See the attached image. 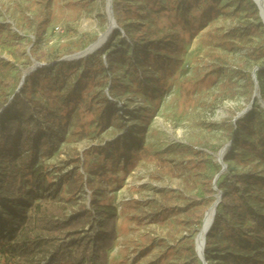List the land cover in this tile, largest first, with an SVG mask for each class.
Segmentation results:
<instances>
[{
  "label": "rangeland",
  "instance_id": "rangeland-1",
  "mask_svg": "<svg viewBox=\"0 0 264 264\" xmlns=\"http://www.w3.org/2000/svg\"><path fill=\"white\" fill-rule=\"evenodd\" d=\"M141 2L157 11L149 20L162 27L160 55L172 58L163 65L167 70L146 65V48L137 52L146 53L143 59L135 60L130 45L122 47L123 57L114 60L112 72L103 60L107 70L102 74L117 77L113 94L107 92L109 83H99L95 96L102 112L85 113L91 126L71 117L67 140L43 161L49 164L53 187L59 189L69 182L73 170L85 178L84 157L86 171H99L101 181L95 180L96 173L90 176L93 191L84 183L66 204L70 209L89 208L92 198L99 202L107 196L104 202L118 213V237L109 251L111 264H190L188 252L181 248L197 232L191 221L192 196L209 176L200 161L201 152L216 160L225 145L229 150L233 120L250 104L245 78L239 72L251 75L255 67L264 66L259 51L264 32L260 19L245 15L238 0ZM107 24L105 3L102 7L100 0H0V76L3 68L23 74L39 65L29 74L65 60L91 43L86 39L96 40ZM82 35L85 38L80 39ZM123 36L120 31L110 42L111 49L122 46ZM78 67L80 71L82 66ZM20 85L12 81L0 87V96L11 95ZM255 98L264 107L259 93ZM187 148L199 155H183L181 150L185 153ZM224 162L241 179L250 174L262 178L259 181L264 184L263 160L239 165L227 155ZM235 186L237 192L249 195L248 210L264 213V199L257 204L253 183L248 193L238 183ZM222 221L218 222L221 226ZM217 241L218 231L210 246ZM49 253L47 245L37 256L42 260ZM211 254V260L221 262L217 251Z\"/></svg>",
  "mask_w": 264,
  "mask_h": 264
},
{
  "label": "trees",
  "instance_id": "trees-1",
  "mask_svg": "<svg viewBox=\"0 0 264 264\" xmlns=\"http://www.w3.org/2000/svg\"><path fill=\"white\" fill-rule=\"evenodd\" d=\"M187 1L192 4L191 0ZM193 1L198 3V0ZM104 3L105 0H100L102 7ZM111 5L119 29H114L108 41L94 54L58 61L51 66L43 65L25 75L18 90L9 96H0V264H111L109 251L118 237L116 208L104 202L107 196L101 197L103 201L99 202L92 198L89 208L70 209L66 204L72 201L71 196L84 183L92 192L90 176L96 173L95 180L101 181L97 178L99 171H86L84 157L81 169L87 173L85 178L79 170H73L69 182L59 189L53 187L48 173L49 164L43 161L67 140L71 117L76 116L77 121L83 120L91 126L92 121H87L85 113L93 116L97 110L101 111L95 96L99 83H109L107 92L113 94L111 88L117 77L102 74L107 70L103 60L112 72L114 60L123 57L122 47L128 45L136 54L135 60L144 54L137 52L148 49L144 60L148 66L161 65L166 71L163 65L167 59H172L160 55L162 39L159 32L163 30L149 20V15L157 12L155 9L147 8L141 0H111ZM238 6L248 17L260 19L253 0H238ZM259 27L264 32L261 21ZM120 31L124 33L120 38L122 46L111 49L110 42L120 35ZM83 38L84 35L80 39ZM94 40L86 39V43ZM259 51L264 56V46ZM18 53L23 54L22 51ZM5 64L8 63L2 62ZM78 66H82L80 71ZM2 70L1 88L8 87L12 81L17 86L20 84V71H11L10 67ZM239 74L245 78L249 102L254 82L249 73ZM255 78L259 98L264 103V66L255 71ZM132 85L137 84L132 82ZM232 129V144L224 160L229 155L239 165L254 163L257 159L264 161V107L258 99H254L251 109L236 120ZM187 149L185 153L182 149L181 153L199 155L193 148ZM211 149L208 150L214 152ZM201 154L200 161L209 171V176L200 191L192 196L191 221L196 230L201 226L205 211L215 201L211 182L221 169L212 155L205 151ZM186 159L190 160V157ZM226 169L227 173L222 172L223 178L217 182V188L223 194L205 236V261L207 264H264V213L260 209L248 210L246 202L249 195L237 192L235 186L238 183L241 190L248 193L249 185L253 183L255 200L261 204L264 184L259 180L262 178L248 174L246 179H241V174L235 172L231 165L226 164ZM216 231L218 241L211 247V237ZM244 236L249 239L246 241ZM47 245L50 253L46 259L40 260L37 254ZM193 245L191 238L181 249L188 252L190 264H201L195 257ZM213 251L218 252L221 262L211 260Z\"/></svg>",
  "mask_w": 264,
  "mask_h": 264
},
{
  "label": "water",
  "instance_id": "water-1",
  "mask_svg": "<svg viewBox=\"0 0 264 264\" xmlns=\"http://www.w3.org/2000/svg\"><path fill=\"white\" fill-rule=\"evenodd\" d=\"M254 1V3L256 4V6H257V9H258V17L260 18V21H261V23L263 24V27H264V0H253ZM105 12H106V16H107V20L109 19V21H111V29H110V32H109V34H108V36H107V39H106V41H108V39L110 38V36H111V33H112V31L114 30V29H119V27L117 26V24H116V22H115V19H114V17H113V14H112V5H111V0H105ZM122 32V31H121ZM123 33V32H122ZM100 48V47H99ZM98 48V49H99ZM85 49V48H84ZM83 51V50H82ZM82 51H79V52H77V53H75V54H73L72 56H70V57H66L65 58V60H72V59H79V58H81V57H83V56H85V55H88V54H86V53H82ZM93 53V52H92ZM36 66H39V65H36ZM36 66H33L32 68H30V69H28L29 71L30 70H32V69H34ZM262 67H255L254 69H253V72L251 73V77H252V80H253V82H254V92H253V94H252V97H251V100H250V104H249V106L247 107V109H245V110H242L240 113H238L236 116H235V118H234V120H233V122H234V124H235V122H236V120L242 115V114H244L245 112H247L248 110H250L251 109V106H252V104H253V100H254V98L256 97V95L258 94L257 93V91H258V85H257V80H256V78H255V71L256 70H258V69H261ZM29 71H24L23 72V74H22V78H21V81H20V84L22 83V81H23V78H24V76L29 72ZM263 105H264V103H263ZM232 142V139H231V141H230V143ZM230 143H228V147L230 146ZM221 150V149H220ZM219 150V151H220ZM218 151V152H219ZM216 161L221 165V169H220V171L214 176V178H213V180H212V182H211V187H212V189L213 190H217L218 191V200L216 201L217 203H219V201L221 200V197H222V191L221 190H219L218 188H217V186H215V181H216V179H217V177L222 173V172H224L225 171V169H226V163L225 162H221L218 158H216ZM213 203H215V202H213ZM212 203V204H213ZM211 204V205H212ZM210 205V206H211ZM211 222H213V221H211ZM199 230V229H198ZM207 233V232H206ZM193 241H194V252H195V257L199 260V262L201 263V264H207L206 263V261H205V258H204V244H205V238L203 239V242H202V248H201V250H200V252H198L197 250H196V245H195V237H194V239H193Z\"/></svg>",
  "mask_w": 264,
  "mask_h": 264
},
{
  "label": "bare ground",
  "instance_id": "bare-ground-1",
  "mask_svg": "<svg viewBox=\"0 0 264 264\" xmlns=\"http://www.w3.org/2000/svg\"><path fill=\"white\" fill-rule=\"evenodd\" d=\"M111 29V21H109L108 19V24L107 27L105 29V31L101 32L98 34L97 39L94 42H91L90 44H88L85 49H83L82 53H86V54H90L94 51H96L99 47L103 46L107 41V36L110 32ZM228 148L226 147V145L216 154V158H218L222 163L224 162V156L227 153ZM217 180L218 177L215 181V186H217ZM214 199H215V203H213L211 206H209V208L205 211L202 221H201V226L199 228V230H197L196 234H195V245H196V250L198 252H200L201 248H202V242L203 239L206 236V232H208L212 222L214 215L216 213L217 210V205L218 203L216 202L218 200V191H215V195H214Z\"/></svg>",
  "mask_w": 264,
  "mask_h": 264
},
{
  "label": "built area",
  "instance_id": "built-area-1",
  "mask_svg": "<svg viewBox=\"0 0 264 264\" xmlns=\"http://www.w3.org/2000/svg\"><path fill=\"white\" fill-rule=\"evenodd\" d=\"M56 29L60 31V28L59 27H57Z\"/></svg>",
  "mask_w": 264,
  "mask_h": 264
}]
</instances>
